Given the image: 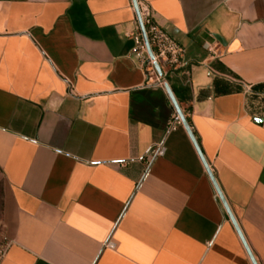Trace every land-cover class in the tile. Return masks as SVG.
I'll use <instances>...</instances> for the list:
<instances>
[{
	"label": "crops",
	"instance_id": "1",
	"mask_svg": "<svg viewBox=\"0 0 264 264\" xmlns=\"http://www.w3.org/2000/svg\"><path fill=\"white\" fill-rule=\"evenodd\" d=\"M145 1L184 48L165 80L245 243L186 128L167 132L132 0H0V264H264V0Z\"/></svg>",
	"mask_w": 264,
	"mask_h": 264
},
{
	"label": "built area",
	"instance_id": "2",
	"mask_svg": "<svg viewBox=\"0 0 264 264\" xmlns=\"http://www.w3.org/2000/svg\"><path fill=\"white\" fill-rule=\"evenodd\" d=\"M136 2L153 57L148 53L138 18L136 29L134 33L130 34V37L134 40L132 52L140 60L149 79H153L154 84L164 86L167 84L165 80L166 73L174 71L183 64L184 48L154 21L152 9L145 0H136ZM155 64L159 66L161 73L157 71ZM248 91L251 93V87L248 88ZM182 125V120L175 111L169 119L167 132L174 131ZM165 150L164 142H161L151 147L146 156L149 160H152L164 155ZM0 237L1 260L8 250L9 241L1 233Z\"/></svg>",
	"mask_w": 264,
	"mask_h": 264
},
{
	"label": "water",
	"instance_id": "3",
	"mask_svg": "<svg viewBox=\"0 0 264 264\" xmlns=\"http://www.w3.org/2000/svg\"><path fill=\"white\" fill-rule=\"evenodd\" d=\"M132 1H133L134 6H135L136 15H137V18H138V21H139L140 27H141V31H142V34H143V37H144V40H145V43H146L147 49H148V53L150 54L151 57H153L152 50H151V48H150V45H149L148 39H147V37H146L145 28H144V26H143V24H142V21H141V19H140V16H139V11H138V7H137V2H136V0H132ZM155 65H156L157 71H158L159 73H161V70H160L159 66H158L157 64H155ZM165 87H166V89H167L168 95H169V97H170V99H171V101H172V104L174 105V108H175L176 112L179 114V116H180V118H181V120H182L183 126H184V127L186 128V130L188 131L190 137L192 138V140H193V142H194V144H195V146H196V148H197V150H198V153L200 154V157L202 158V161L204 162V165H205V167H206V169H207V171H208V174H209V176H210V178H211V180H212V182H213V184H214V186H215V189H216V191H217V193H218V195H219V198H220L222 204L224 205V207H225V209H226V212H227L228 216L230 217L231 221L234 223V225H235L236 228H237V231L239 232L240 236L242 237L241 232H240V230H239V228H238V226H237V223H236V221H235V219H234V217H233V215H232V213H231V211H230V208H229V206H228V204H227V202H226V200H225V198H224V196H223V194H222V192H221V190H220V188H219V186H218V184H217V182H216V180H215V177L213 176V174H212V172H211V170H210V168H209V165H208L207 162L205 161V159H204V157H203V155H202V153H201V150H200L199 147H198V144H197V142H196V140H195V138H194V134H193V132L191 131L190 125L188 124V122H187V120H186V118H185V116H184V114H183V112H182V110H181V108H180V106H179V104H178V102H177V100H176V98H175V96H174L172 90L170 89L169 85L166 84ZM242 240L244 241L243 237H242ZM244 243H245V241H244ZM250 255H251V254H250ZM251 258H252L253 263L256 264V262H255V260L253 259V256H252V255H251Z\"/></svg>",
	"mask_w": 264,
	"mask_h": 264
},
{
	"label": "trees",
	"instance_id": "4",
	"mask_svg": "<svg viewBox=\"0 0 264 264\" xmlns=\"http://www.w3.org/2000/svg\"><path fill=\"white\" fill-rule=\"evenodd\" d=\"M240 89H241L240 87H238L236 85H232L224 79L216 78L214 80V92H215V94H225V93H229L232 91H238ZM262 90H264V84L255 85L252 87L253 93L259 92ZM205 93H206L205 91L201 92L200 96H204ZM253 95H255V94H253ZM250 98H251V96H250ZM252 99H256V97L252 96Z\"/></svg>",
	"mask_w": 264,
	"mask_h": 264
},
{
	"label": "rangeland",
	"instance_id": "5",
	"mask_svg": "<svg viewBox=\"0 0 264 264\" xmlns=\"http://www.w3.org/2000/svg\"><path fill=\"white\" fill-rule=\"evenodd\" d=\"M252 96H255L257 98L256 95H252ZM6 198H7V188H6L5 181H4V179L0 173V218H1L2 213L4 211Z\"/></svg>",
	"mask_w": 264,
	"mask_h": 264
}]
</instances>
